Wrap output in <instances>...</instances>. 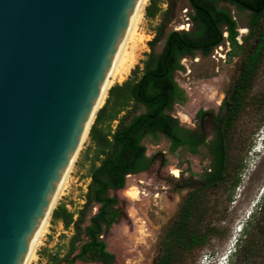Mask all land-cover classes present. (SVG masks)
Instances as JSON below:
<instances>
[{
	"label": "trees",
	"instance_id": "trees-1",
	"mask_svg": "<svg viewBox=\"0 0 264 264\" xmlns=\"http://www.w3.org/2000/svg\"><path fill=\"white\" fill-rule=\"evenodd\" d=\"M186 1L191 31H169L176 17L177 0H151L146 7V19L160 20L154 39L148 44L150 52L141 66L131 72L127 81L111 88L106 104L96 115L89 134L91 146L86 156L90 184L85 203L77 213V219L76 214L65 205L54 211V221L63 223L67 229L73 227L75 234L68 255L64 259L57 255L49 256V264H72L79 260L114 263L115 258L107 251L103 236L108 235L111 228L121 221L123 211L120 199L112 193L125 189L129 176L151 168L153 159L147 155L145 139L156 141L163 136L171 142L172 153L187 148L192 154H198L202 143L171 114L176 106H185L189 102L176 74L186 70L185 59H194L198 54L208 57L228 43L231 50L227 56L234 57L241 52L242 46L238 43V22L228 10L221 9L222 2L228 0ZM237 1L240 9L251 11L249 38L255 36L257 30L260 33L220 107V112L225 114L210 148L213 161L205 175V182L183 202L179 216L165 234L153 264H176L180 252L207 244L208 235L199 230L206 200L200 196V192L218 188L232 177L231 135L250 104L254 82L264 59L263 1L256 0V6L252 7L245 3L247 0ZM226 32L228 37L225 36ZM162 42L163 49L158 52L157 45ZM260 106L264 107V100ZM239 184L237 174L232 187L236 188ZM95 209L96 213L90 216ZM261 214L262 222L257 229L262 237L264 206L260 208ZM87 219L89 224L86 225ZM238 243L232 264H256L264 253V243L261 245L249 228L243 230Z\"/></svg>",
	"mask_w": 264,
	"mask_h": 264
},
{
	"label": "water",
	"instance_id": "water-1",
	"mask_svg": "<svg viewBox=\"0 0 264 264\" xmlns=\"http://www.w3.org/2000/svg\"><path fill=\"white\" fill-rule=\"evenodd\" d=\"M141 2L0 0V264H26Z\"/></svg>",
	"mask_w": 264,
	"mask_h": 264
},
{
	"label": "rangeland",
	"instance_id": "rangeland-1",
	"mask_svg": "<svg viewBox=\"0 0 264 264\" xmlns=\"http://www.w3.org/2000/svg\"><path fill=\"white\" fill-rule=\"evenodd\" d=\"M177 2L176 17L170 24L169 31H191L187 1ZM233 15L239 25L238 43L242 46L241 52L234 57H228L231 49L229 45H224L222 50L218 49L208 57L198 54L194 59H185L183 63L186 70L176 74L189 102L185 106H176L171 114L202 143L198 154H192L187 148H180L172 153L171 142L167 138L161 136L156 141L147 138L144 145L148 157L153 159L151 168L141 174L129 176L125 189L112 193L120 199L123 211L121 221L104 237L108 251L115 257V264H153L165 234L179 216L183 202L194 189L201 186L196 187V184L205 182V175L210 171L213 161L210 148L225 114L220 112V107L260 33L257 30L255 36L249 38L250 13L235 11ZM159 23V19H146L144 10V17L138 28L137 39L141 42L139 60L132 71L141 66L146 54L150 52L148 44L154 39ZM163 46V42L158 44L157 51L160 52ZM130 77L131 73L124 81L116 82L112 87L123 84ZM262 100L264 59L254 82L250 104L237 121L231 135L232 177L218 188L200 192V196L206 200L199 230L208 235V242L204 247L180 252L176 264H225L228 253L232 252L234 256L239 248V232L246 231L247 228L261 245L264 243V236L261 237L257 229L263 218L260 208L264 206ZM89 134L90 132L81 145L65 187L51 211L49 226L41 238L36 258L29 264H49V256L57 255L64 259L69 253L75 230L73 227L67 229L63 223L54 221L53 213L59 206L65 205L70 212L77 214L85 203L90 184L89 163L86 160L91 146ZM237 174L240 184L233 188V180ZM96 211H92L90 216ZM229 260L230 264L234 263L233 258L230 257ZM256 264H264V253Z\"/></svg>",
	"mask_w": 264,
	"mask_h": 264
},
{
	"label": "bare ground",
	"instance_id": "bare-ground-1",
	"mask_svg": "<svg viewBox=\"0 0 264 264\" xmlns=\"http://www.w3.org/2000/svg\"><path fill=\"white\" fill-rule=\"evenodd\" d=\"M149 1L150 0H142V2L140 4V7L137 11V14L134 18L132 26L129 30V33H128L127 38L125 40V43L122 47V50L120 52V55L118 57V60H117L116 65L114 67V70L112 72V75H111V77H110V79L106 85V88L103 92V95L100 99V102H99L98 107L96 109L97 111L99 109H101L104 106V104L106 103V100H107V97H108V94H109V91H110L112 85L116 82L124 81L126 76H128L131 73L132 69L135 67V65L137 64V62L139 60L138 52L140 51V48H141L140 47L141 42L139 41V39H137L139 36L138 28L142 22V19L144 17V10H145L147 4L149 3ZM93 121H94V118L92 119L90 126L92 125ZM88 133H89V130L87 131L82 144L86 140ZM77 156H78V154H77ZM75 160H76V158H75ZM75 160H74V162H75ZM74 162H73V164H74ZM73 164H72L71 168L69 169L61 187L59 188V190H58V192L54 198L51 211L54 209L55 205L57 204L59 196L61 195V192L63 191V189L65 187L67 179L69 178V175H70L71 170L73 168ZM50 214H51V212L49 213V215L47 216V218L44 221V224H43L41 231L37 237V240H36V242L32 248V251H31V253L27 259L26 264H29L31 262V260L36 258V251H37V248L41 244V238L46 234L47 228L49 226Z\"/></svg>",
	"mask_w": 264,
	"mask_h": 264
},
{
	"label": "flooded vegetation",
	"instance_id": "flooded-vegetation-1",
	"mask_svg": "<svg viewBox=\"0 0 264 264\" xmlns=\"http://www.w3.org/2000/svg\"><path fill=\"white\" fill-rule=\"evenodd\" d=\"M263 1V7H264V0H262ZM245 3H247V5H248V7H252V6H256V0H247V1H245ZM222 4H223V7H221V9H225V10H228L229 12H230V14L234 17V13H235V11H243L242 9H240L239 8V6H241L240 4H239V2L237 1V0H228V1H226V2H222ZM234 9V10H233ZM246 9V8H245ZM245 12H248V13H250L251 14V11L250 10H248V9H246V10H244ZM234 19L236 20V18L234 17ZM237 21V20H236ZM249 32H250V29H249ZM225 36L226 37H228V34H227V32H226V34H225ZM240 37V36H239ZM238 41H239V38H238ZM227 45H229V47H230V49H231V45H230V43H228ZM221 47H224V46H221ZM207 115L205 114V117H206ZM209 116V115H208ZM193 187V186H192ZM197 187V186H196ZM78 218V215L76 214L75 215V219H77ZM117 225V224H116ZM115 226V225H114ZM112 229V228H111ZM106 236V235H105ZM105 236H103V240H104V237ZM106 243V242H105ZM106 246H107V244H106ZM107 251H108V249H107ZM109 252V251H108ZM110 253V252H109ZM111 254V253H110ZM114 256V255H113ZM115 258V257H114ZM77 262H82V263H99V264H103V263H101V262H97V261H94V260H92V261H90V262H84V261H76L75 263H77ZM75 263H72V264H75ZM113 264H115V261H114V263Z\"/></svg>",
	"mask_w": 264,
	"mask_h": 264
},
{
	"label": "clouds",
	"instance_id": "clouds-1",
	"mask_svg": "<svg viewBox=\"0 0 264 264\" xmlns=\"http://www.w3.org/2000/svg\"><path fill=\"white\" fill-rule=\"evenodd\" d=\"M239 233L241 234V235L239 236V240H240V239L242 238V235H243V230L240 231ZM237 242H238V241H237ZM228 254H229V255H227L226 258H225V261H226V260H228V261H226L225 264H230V261H231V260H229V258H230V257L233 258V254H232V252H229Z\"/></svg>",
	"mask_w": 264,
	"mask_h": 264
},
{
	"label": "built area",
	"instance_id": "built-area-1",
	"mask_svg": "<svg viewBox=\"0 0 264 264\" xmlns=\"http://www.w3.org/2000/svg\"><path fill=\"white\" fill-rule=\"evenodd\" d=\"M218 49H221V50H222V49H223V47H219ZM218 49H217V50H218ZM217 50H216V52H217Z\"/></svg>",
	"mask_w": 264,
	"mask_h": 264
}]
</instances>
